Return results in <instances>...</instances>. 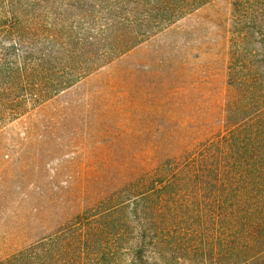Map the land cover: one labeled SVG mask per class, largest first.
I'll return each mask as SVG.
<instances>
[{
    "label": "rangeland",
    "instance_id": "obj_1",
    "mask_svg": "<svg viewBox=\"0 0 264 264\" xmlns=\"http://www.w3.org/2000/svg\"><path fill=\"white\" fill-rule=\"evenodd\" d=\"M179 2L174 23L154 22L141 45L0 130V262L88 212L105 240L85 264H264V210L247 178L217 197L132 187L225 132L230 85H264V54L238 45L264 0ZM158 3L0 0V64L12 47L40 57L55 39L135 37Z\"/></svg>",
    "mask_w": 264,
    "mask_h": 264
},
{
    "label": "trees",
    "instance_id": "obj_2",
    "mask_svg": "<svg viewBox=\"0 0 264 264\" xmlns=\"http://www.w3.org/2000/svg\"><path fill=\"white\" fill-rule=\"evenodd\" d=\"M185 10L179 0H159L153 13L146 11L148 20L144 21V31L131 38L116 35L112 40L94 37L55 39L56 51L47 49L40 57L21 56L12 47L10 58L14 61L0 64V130L26 115L31 107L36 108L72 88L141 45L150 34L149 28H154V22L174 23ZM247 11L249 31L242 35L244 41L238 45L244 44L243 49L248 50L247 46L252 44L256 55L264 54V8H248ZM260 35L259 41L256 37ZM255 79L250 83L261 82L260 77ZM230 86L234 95L228 104L225 132L199 146L193 154L161 166L132 187L156 193L157 198L186 193L201 195L202 192L217 197L222 188L228 186L227 181L245 177L250 184L256 185V193H253L257 195V210H264V85ZM245 115L254 116V119L245 125L236 123L238 117ZM167 176L171 177V183L164 181ZM253 189L250 185L249 190ZM152 193L148 195L149 200L155 198ZM87 213L68 228L0 264L87 263L94 245L105 240L103 230L87 224L90 221L86 218ZM263 225L264 222H257L258 229Z\"/></svg>",
    "mask_w": 264,
    "mask_h": 264
}]
</instances>
